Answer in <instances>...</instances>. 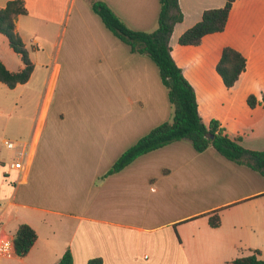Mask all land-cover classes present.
<instances>
[{
  "label": "crops",
  "instance_id": "obj_1",
  "mask_svg": "<svg viewBox=\"0 0 264 264\" xmlns=\"http://www.w3.org/2000/svg\"><path fill=\"white\" fill-rule=\"evenodd\" d=\"M10 1L0 0V8ZM23 1L27 14L15 31L34 71L14 90L37 86L32 117L18 121L32 151L24 172L11 169L14 162L3 167L0 235L15 237L26 224L38 238L28 255L0 264H57L67 250L74 264H229L255 251L264 260V176L212 147L198 153L188 140L110 174L123 153L172 119L158 66L132 53L90 0ZM101 1L132 30L157 29L160 0ZM179 4L184 20L174 28L171 54L202 120L218 121L247 150L264 151V0H237L225 31L198 46L179 38L226 0ZM226 47L247 60L231 89L216 70ZM0 61L10 72L24 69L1 33Z\"/></svg>",
  "mask_w": 264,
  "mask_h": 264
},
{
  "label": "trees",
  "instance_id": "obj_2",
  "mask_svg": "<svg viewBox=\"0 0 264 264\" xmlns=\"http://www.w3.org/2000/svg\"><path fill=\"white\" fill-rule=\"evenodd\" d=\"M92 9L102 19L104 25L121 41L128 45L132 53L147 55L158 66L164 86L168 91L169 102L173 109L172 119L140 139L118 159L110 174L118 173L136 159L168 146L174 142L188 140L198 153L214 148L219 154L240 165H246L264 176V151L247 150L242 138H230L216 120L204 123L199 110L194 88L186 80L171 54L170 39L177 24L182 23L184 14L179 0H160V13L157 29L153 32L134 31L103 1L90 0ZM237 0H226L223 8L206 10L202 19L187 30L180 38L182 46H198L204 37L225 31L233 4ZM23 0L10 1L5 8H0V33L9 40L11 48L17 53L24 69L10 72L0 61V83L10 89L19 84H26L34 71V65L21 37L15 31V21L20 15H26ZM247 60L237 50L226 47L217 65V72L224 85L231 89L246 71ZM264 104V96L262 98ZM251 108L260 102L255 96L248 98ZM210 224L220 226V216L211 218ZM36 232L29 225L20 226L15 235V247L19 257H25L37 241ZM260 251L240 257L229 264H264L259 258ZM57 264H74V257L67 250ZM88 264H102L101 260H92Z\"/></svg>",
  "mask_w": 264,
  "mask_h": 264
},
{
  "label": "rangeland",
  "instance_id": "obj_3",
  "mask_svg": "<svg viewBox=\"0 0 264 264\" xmlns=\"http://www.w3.org/2000/svg\"><path fill=\"white\" fill-rule=\"evenodd\" d=\"M41 56L39 58H42ZM38 74L41 77L42 70ZM33 89H37V86H32L31 90L24 86L14 90L0 83V179L4 178L3 167L17 160L16 151L8 149L5 141H13L19 145L24 142V133L19 129L18 121L21 117L25 120L32 117L34 102H31V99H35L36 92Z\"/></svg>",
  "mask_w": 264,
  "mask_h": 264
},
{
  "label": "built area",
  "instance_id": "obj_4",
  "mask_svg": "<svg viewBox=\"0 0 264 264\" xmlns=\"http://www.w3.org/2000/svg\"><path fill=\"white\" fill-rule=\"evenodd\" d=\"M5 145L10 150H15L17 153V161L10 165L13 170L24 172L26 169V162L30 158L32 151V141L22 142L21 145L13 141H5ZM18 256L15 247V237L0 235V259H14Z\"/></svg>",
  "mask_w": 264,
  "mask_h": 264
}]
</instances>
